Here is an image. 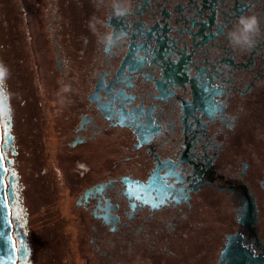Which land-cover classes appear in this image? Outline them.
<instances>
[{
  "label": "flooded vegetation",
  "instance_id": "1",
  "mask_svg": "<svg viewBox=\"0 0 264 264\" xmlns=\"http://www.w3.org/2000/svg\"><path fill=\"white\" fill-rule=\"evenodd\" d=\"M0 65L18 263L264 264V0H0Z\"/></svg>",
  "mask_w": 264,
  "mask_h": 264
},
{
  "label": "water",
  "instance_id": "2",
  "mask_svg": "<svg viewBox=\"0 0 264 264\" xmlns=\"http://www.w3.org/2000/svg\"><path fill=\"white\" fill-rule=\"evenodd\" d=\"M0 155L1 151V127H0ZM3 157V156H2ZM5 165L4 159L0 161V264H21L17 262V250L12 248L15 244L13 237V227L10 217V210L6 196L5 184ZM232 250L225 252V254H232ZM224 254V255H225ZM248 261H246L247 263Z\"/></svg>",
  "mask_w": 264,
  "mask_h": 264
},
{
  "label": "clouds",
  "instance_id": "3",
  "mask_svg": "<svg viewBox=\"0 0 264 264\" xmlns=\"http://www.w3.org/2000/svg\"><path fill=\"white\" fill-rule=\"evenodd\" d=\"M256 20L254 17H241L234 27L227 35L233 45H250L251 33L256 30ZM7 69L5 66L0 65V75H4Z\"/></svg>",
  "mask_w": 264,
  "mask_h": 264
},
{
  "label": "snow or ice",
  "instance_id": "4",
  "mask_svg": "<svg viewBox=\"0 0 264 264\" xmlns=\"http://www.w3.org/2000/svg\"><path fill=\"white\" fill-rule=\"evenodd\" d=\"M3 160V157H2V155H0V161H2ZM12 248H13V250H15V244H12Z\"/></svg>",
  "mask_w": 264,
  "mask_h": 264
}]
</instances>
